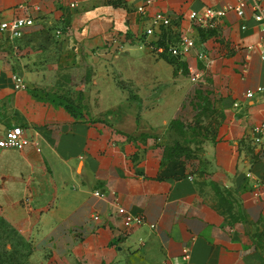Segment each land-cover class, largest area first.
Instances as JSON below:
<instances>
[{
  "label": "crops",
  "instance_id": "obj_1",
  "mask_svg": "<svg viewBox=\"0 0 264 264\" xmlns=\"http://www.w3.org/2000/svg\"><path fill=\"white\" fill-rule=\"evenodd\" d=\"M237 2L152 0L143 15L139 0H0V27L35 21L21 38L0 28V139L22 126L42 147L0 146V201L27 235L31 264H264V155L251 144L264 123L263 24L251 12H229L215 28L189 18ZM160 11L174 20L162 42L188 31L198 50L217 57L209 69L197 50L181 58L205 74L199 88L212 109L211 139L196 161L172 157L151 137L187 97L183 66L145 35ZM128 57L134 62L119 71L127 86L103 79L108 60ZM108 87L121 106L112 112L105 110ZM64 89L82 91V107L74 108V91L63 99L49 92ZM97 191L115 193L146 223L128 225Z\"/></svg>",
  "mask_w": 264,
  "mask_h": 264
},
{
  "label": "rangeland",
  "instance_id": "obj_2",
  "mask_svg": "<svg viewBox=\"0 0 264 264\" xmlns=\"http://www.w3.org/2000/svg\"><path fill=\"white\" fill-rule=\"evenodd\" d=\"M160 45H165L166 42L159 41ZM154 44V43H153ZM155 45V44H154ZM124 47L120 46L115 54H119V51L123 50ZM162 54H166L163 52ZM171 55V54H170ZM174 57V56H170ZM177 59V57H174ZM182 66V77H181V85L183 88L187 90V97L180 107L176 116L162 123L159 130L157 132H153L152 138L156 143H160L167 150H170L172 157H181L185 158L189 161L199 160L204 152L205 145L210 141L211 134L213 131V119H211L212 109L210 107V101L208 97L204 94V91L199 88L202 84L203 79L205 78V74L203 76H198L194 71L190 68L184 66V62L178 58L177 59ZM134 60H131V57L116 60H108V63L105 64L102 68H109L108 73L104 76L107 82L119 83L122 85H126L129 82L124 76L121 75L119 71L123 66H130ZM99 64V62L97 63ZM95 68L94 65H89L88 68ZM98 68V67H97ZM100 68V67H99ZM115 68V69H113ZM118 68V69H116ZM77 77H75V80ZM109 86V85H108ZM127 86V85H126ZM126 89V88H124ZM127 90V89H126ZM183 90V89H182ZM72 91H74L73 95L75 97L79 96L80 103H75L74 108L82 107V91L78 90H50L51 95L56 96L57 98L63 99L70 92L72 95ZM113 89L110 87L107 88L108 93V104L105 106V110L112 112L114 109H118L121 106H116L112 103ZM80 92V93H78ZM126 96H130L132 99L136 100V98L131 96L130 91L127 92ZM170 94H166L161 99L167 101ZM93 107V106H92ZM123 107H127L124 106ZM142 108L146 107L145 105L141 106ZM151 106H147L150 108ZM168 106H164V116L167 113ZM122 109V108H121ZM170 111V109H169ZM140 117H138L139 119ZM135 122V121H132ZM125 123H130L126 122ZM137 125H141V121L138 120ZM145 124V123H142ZM145 136H150L149 133H146ZM131 138H135L132 136ZM144 139H148L145 138ZM27 235L21 233L16 227L12 226V224L6 219L4 216V204L0 201V264H31L29 261L30 257V248L28 247ZM26 242V243H24ZM260 250L262 256L264 257V238L260 243Z\"/></svg>",
  "mask_w": 264,
  "mask_h": 264
},
{
  "label": "built area",
  "instance_id": "obj_3",
  "mask_svg": "<svg viewBox=\"0 0 264 264\" xmlns=\"http://www.w3.org/2000/svg\"><path fill=\"white\" fill-rule=\"evenodd\" d=\"M139 1L140 3L136 6L137 11L143 15H146L149 12V7L152 4V0ZM229 12H235L241 18H245L249 12H251L255 20L263 24L264 30V0H238L236 4H226L220 9L209 7L204 12L191 11L189 18L196 27L215 28L217 23L221 21ZM149 21L150 25L147 26L145 35L147 38L157 37V41H161L164 33L174 27L173 18L166 12L162 11L156 12L149 19ZM34 24L35 21L33 18L25 17L17 18L10 22H4L1 24L0 28L2 31H8L13 38H21L24 36L26 29ZM246 27V25L243 26L244 29ZM146 43L152 44L149 40ZM120 46L123 47V45ZM159 47L162 52L168 51L172 56L180 59L190 54L192 50H197V59L199 61H203L208 69L217 61V57L209 49H197V41L195 37L188 31L183 32L176 43L166 42L165 45H160ZM190 69L194 71L199 77L203 76L198 68ZM14 80L16 88L20 89L25 86L24 80L21 76H14ZM253 96L254 91L249 90L246 92V97L252 98ZM251 144L254 153L264 155V123L254 128ZM0 146L3 148H14L20 151L30 146L35 147L38 151H41L42 149L40 140L37 137L28 134L27 130L22 126H14L9 128L5 132L3 138L0 139ZM96 194L104 198H111L112 203L116 206L118 213L124 216V219L128 225H143L146 223L144 217L135 215L125 207L120 206L115 193L97 191ZM95 219L99 220L100 217L95 216ZM184 251L186 253V257H189V249L186 248Z\"/></svg>",
  "mask_w": 264,
  "mask_h": 264
},
{
  "label": "trees",
  "instance_id": "obj_4",
  "mask_svg": "<svg viewBox=\"0 0 264 264\" xmlns=\"http://www.w3.org/2000/svg\"><path fill=\"white\" fill-rule=\"evenodd\" d=\"M178 59V58H177ZM174 57H168V60L171 62V63H174V64H179L178 60ZM168 152L171 154L170 150H168Z\"/></svg>",
  "mask_w": 264,
  "mask_h": 264
}]
</instances>
